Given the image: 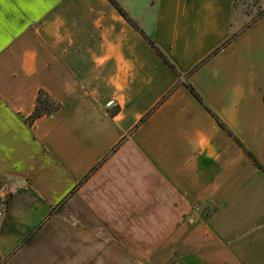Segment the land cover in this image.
<instances>
[{"label":"crops","instance_id":"1","mask_svg":"<svg viewBox=\"0 0 264 264\" xmlns=\"http://www.w3.org/2000/svg\"><path fill=\"white\" fill-rule=\"evenodd\" d=\"M235 5L121 7L264 166V16L188 75ZM0 29V264H264V173L108 0H5Z\"/></svg>","mask_w":264,"mask_h":264},{"label":"trees","instance_id":"2","mask_svg":"<svg viewBox=\"0 0 264 264\" xmlns=\"http://www.w3.org/2000/svg\"><path fill=\"white\" fill-rule=\"evenodd\" d=\"M117 10L118 12L123 16V18L130 24L132 25L136 30L140 32V34L144 37V39L148 42V44L154 49V51L160 56V58L164 61V63L168 66L169 69H171L176 76L179 78L178 85H184L186 86L192 96L216 119V121L219 123V125L226 130L228 135L238 143V145L244 150L248 158H250L255 166L264 173V166L261 164V162L258 160V158L249 150L245 147V145L226 127V125L222 122L220 117L211 109V107L206 103L205 99L202 97V95L196 90V88L191 85L187 84L185 82H182V78H184V75L178 70L176 65L168 58V56L160 49V47L157 45L155 39L153 36H148L143 30H141L135 22L130 18L128 13L121 7L119 2L117 0H108ZM236 2V0H235ZM264 16V11H262L258 16H256L247 26H245L243 29H241L239 32L231 34L230 38L216 51H214L208 58H206L204 61H202L199 65H197L188 75L194 73L201 67H203L208 61H210L214 56H216L219 52L224 50L226 47H228L237 37L238 35L251 26L253 23H255L257 20H259L261 17ZM186 75V76H188ZM61 109L60 103H58L50 94L44 90H40L36 99V106L35 109L32 113L31 116L27 118V122L30 125H33L35 121L42 117H54L56 113ZM119 112V108H117L114 111H110V115L113 116L116 113ZM149 114L145 116L140 123H143ZM139 123V124H140ZM138 124V125H139ZM123 142V141H122ZM121 145L118 144L116 148L113 150H117L119 146ZM110 157V154H108L77 186L76 190L81 187L88 179L89 177L96 171L98 168ZM75 191L72 193L74 194ZM215 211V208L211 211V209H206V213L208 212V215H205V217H209L211 213Z\"/></svg>","mask_w":264,"mask_h":264},{"label":"rangeland","instance_id":"3","mask_svg":"<svg viewBox=\"0 0 264 264\" xmlns=\"http://www.w3.org/2000/svg\"><path fill=\"white\" fill-rule=\"evenodd\" d=\"M117 1L132 17L139 19L140 23L146 26L147 30H151L154 26V16L158 0ZM262 11H264V0H236L234 18L240 20V25L246 26ZM138 23L135 22L136 25H138ZM194 210L196 213L200 212L197 208Z\"/></svg>","mask_w":264,"mask_h":264},{"label":"snow or ice","instance_id":"4","mask_svg":"<svg viewBox=\"0 0 264 264\" xmlns=\"http://www.w3.org/2000/svg\"><path fill=\"white\" fill-rule=\"evenodd\" d=\"M5 0H0V4H3ZM3 43V31L0 29V45Z\"/></svg>","mask_w":264,"mask_h":264},{"label":"built area","instance_id":"5","mask_svg":"<svg viewBox=\"0 0 264 264\" xmlns=\"http://www.w3.org/2000/svg\"><path fill=\"white\" fill-rule=\"evenodd\" d=\"M109 105H110V106L113 105V102H110ZM1 215H2V213L0 212V216H1Z\"/></svg>","mask_w":264,"mask_h":264}]
</instances>
